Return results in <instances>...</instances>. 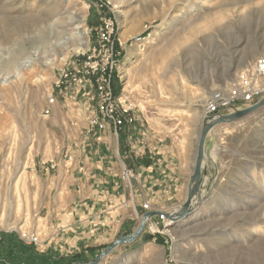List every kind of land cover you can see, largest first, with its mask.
Masks as SVG:
<instances>
[{
	"label": "rangeland",
	"instance_id": "rangeland-1",
	"mask_svg": "<svg viewBox=\"0 0 264 264\" xmlns=\"http://www.w3.org/2000/svg\"><path fill=\"white\" fill-rule=\"evenodd\" d=\"M102 32L119 53L114 91L136 104L144 141L175 144L193 168L205 97L264 54V0H0V233L40 240L43 218L61 202L59 163L85 157L84 135L96 130L83 92H56L42 111L58 71L80 62ZM205 153L191 211L176 221L152 216L161 233L144 226L151 243L140 235L98 264H264V106L215 125ZM185 198L157 211H177ZM107 245L75 257L56 244L37 264L89 262Z\"/></svg>",
	"mask_w": 264,
	"mask_h": 264
},
{
	"label": "crops",
	"instance_id": "crops-1",
	"mask_svg": "<svg viewBox=\"0 0 264 264\" xmlns=\"http://www.w3.org/2000/svg\"><path fill=\"white\" fill-rule=\"evenodd\" d=\"M82 98L83 107H91ZM132 114L133 123L121 130L126 134L121 136L124 141L111 122L93 134H88L86 125L84 133L88 135L84 138L88 143L80 149L85 157L71 166L59 163L54 177L60 184L55 195L61 202H57L55 214L43 218L40 240L46 252L39 249V253L37 245L25 244L17 232L0 233V264H37L56 244L58 249L62 245L65 255L84 256L133 230L136 211L166 210L185 198L192 173L190 160L175 144L145 142L138 110L134 108ZM124 168L133 171L129 180L121 177ZM144 202L148 209H143ZM145 234L139 241L151 243L153 238L147 239Z\"/></svg>",
	"mask_w": 264,
	"mask_h": 264
},
{
	"label": "built area",
	"instance_id": "built-area-1",
	"mask_svg": "<svg viewBox=\"0 0 264 264\" xmlns=\"http://www.w3.org/2000/svg\"><path fill=\"white\" fill-rule=\"evenodd\" d=\"M106 32L97 35L96 44L83 55L80 62L72 63L71 66L58 71L52 84L53 89L46 95L47 105L42 111L44 116L50 113L56 101L54 95L56 92L66 96L70 88H75L82 91L81 95L91 104L92 114L88 117L90 130H103L106 124L111 122L118 132L133 123L132 110L136 104L122 100L121 96L114 93V69L119 53L113 48L114 41ZM144 38L145 36L136 38L138 44H142ZM229 83L228 86L210 91L206 96L202 104L204 117L214 118L219 114L250 106L264 95V54L257 55L253 62ZM66 158L71 160L72 155L69 154ZM133 176L130 168H124L121 172L122 179L129 180ZM142 207L148 209L147 202H144ZM152 220V216L146 220L145 228L151 233L160 232L155 225L156 222ZM18 236L25 244L40 243L35 232L20 231Z\"/></svg>",
	"mask_w": 264,
	"mask_h": 264
},
{
	"label": "water",
	"instance_id": "water-1",
	"mask_svg": "<svg viewBox=\"0 0 264 264\" xmlns=\"http://www.w3.org/2000/svg\"><path fill=\"white\" fill-rule=\"evenodd\" d=\"M261 106H264V95L259 100H257L255 103L251 104L250 106L234 109L231 112L219 114L218 116L214 118L212 117L203 118L202 126L198 133L196 155L194 159L192 173L190 176L189 186H188L187 193H186V198H185V201L182 203V206L180 207L179 210L171 211V212L157 211V210L145 211L141 215V219H140L138 226L135 228V230L132 233L117 237L114 241L108 244L94 260L89 261V262H72L70 264H98L100 259L103 256H106L108 253H110L117 245L124 244L127 242H132L136 240L141 235L144 229L146 220L151 216L163 215L170 221H176V220H179L185 217L191 211L192 203H194V201L198 197L200 198L202 179L206 174L205 138L207 134L210 132V130L215 125L219 123H223V122H229L232 120L240 119Z\"/></svg>",
	"mask_w": 264,
	"mask_h": 264
},
{
	"label": "bare ground",
	"instance_id": "bare-ground-1",
	"mask_svg": "<svg viewBox=\"0 0 264 264\" xmlns=\"http://www.w3.org/2000/svg\"><path fill=\"white\" fill-rule=\"evenodd\" d=\"M230 83L228 82V83H225V84H220V85H218L217 87H215V88H213L211 91H213V90H216V89H218L219 87H222V86H228ZM206 98V97H205ZM196 201V200H195ZM194 201V202H195Z\"/></svg>",
	"mask_w": 264,
	"mask_h": 264
},
{
	"label": "trees",
	"instance_id": "trees-1",
	"mask_svg": "<svg viewBox=\"0 0 264 264\" xmlns=\"http://www.w3.org/2000/svg\"><path fill=\"white\" fill-rule=\"evenodd\" d=\"M114 93L116 94V92L114 91Z\"/></svg>",
	"mask_w": 264,
	"mask_h": 264
}]
</instances>
